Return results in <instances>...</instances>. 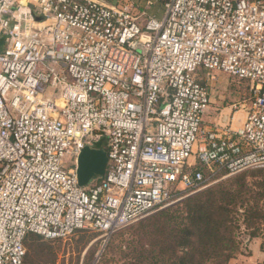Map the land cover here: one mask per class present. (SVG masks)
I'll return each mask as SVG.
<instances>
[{
  "label": "built area",
  "instance_id": "1",
  "mask_svg": "<svg viewBox=\"0 0 264 264\" xmlns=\"http://www.w3.org/2000/svg\"><path fill=\"white\" fill-rule=\"evenodd\" d=\"M214 71L248 82L236 130L204 123ZM85 145L107 161L80 186ZM263 167L264 0H0V264Z\"/></svg>",
  "mask_w": 264,
  "mask_h": 264
},
{
  "label": "rangeland",
  "instance_id": "2",
  "mask_svg": "<svg viewBox=\"0 0 264 264\" xmlns=\"http://www.w3.org/2000/svg\"><path fill=\"white\" fill-rule=\"evenodd\" d=\"M110 2L112 0H102ZM161 16L159 6H153L150 12H157ZM216 80L209 90L211 97V105L232 106L233 109L241 108V113L246 112L251 100L248 82L238 80L220 71H214ZM62 166H74V158L64 155L61 160ZM247 185L248 192L241 198V181ZM222 183L227 189H230L236 199L230 203L229 208L232 209L231 225L235 237L241 235V254H247L248 238L255 233L264 241V167L263 168H246L238 173L227 175L224 171H215V175L208 185L195 191H183L181 198L184 199L190 195H194L210 186H217ZM179 200L166 205L175 204ZM162 207V208H165ZM137 219L136 221L117 229L108 236L103 233L88 228L79 229L66 238L49 240L38 238L36 241L27 240L26 257L24 264H162L161 262H153L150 260L144 249L150 247V237L143 234L150 226L149 220L154 221L157 218L149 219L158 210ZM175 208V206L173 207ZM251 210L249 218L252 224L245 223L244 216L248 210ZM148 219V220H147ZM234 247V257L240 250L238 240ZM141 258H140V257ZM232 257L226 264H234ZM241 264H245V260L241 257ZM258 264H264V260Z\"/></svg>",
  "mask_w": 264,
  "mask_h": 264
},
{
  "label": "trees",
  "instance_id": "3",
  "mask_svg": "<svg viewBox=\"0 0 264 264\" xmlns=\"http://www.w3.org/2000/svg\"><path fill=\"white\" fill-rule=\"evenodd\" d=\"M240 192L241 198L248 192L243 180ZM235 197L219 183L158 210L149 217L157 220L143 225L150 226L143 234L151 236L150 247L144 253L153 262L162 264H226L234 257L237 246L229 208ZM250 216L249 209L244 216L245 223H254L249 221ZM38 238L41 236L29 233L25 243ZM261 248L264 250V241Z\"/></svg>",
  "mask_w": 264,
  "mask_h": 264
},
{
  "label": "crops",
  "instance_id": "4",
  "mask_svg": "<svg viewBox=\"0 0 264 264\" xmlns=\"http://www.w3.org/2000/svg\"><path fill=\"white\" fill-rule=\"evenodd\" d=\"M138 2L140 5L143 4V0H134ZM156 6V5H153ZM148 10L150 14L157 15L158 13V8L157 12L152 13L150 10L152 7ZM159 6V5H157ZM199 79L204 82L203 79V71H200L198 73ZM214 80L211 81H206L207 84H209V90L211 89V86L214 85ZM210 98V104L207 108V110L204 113V123L206 124H219V125H228L232 129L236 130L238 129L245 117H246V112L241 113V108L233 109V107L230 106H222V105H211V97ZM236 240H238V245H240V250L236 253V257L233 258V263L234 264H241V257L245 260V264H258V262H262L264 260V250L261 248L262 244V239L256 236H252L248 238L247 242H245V246H247L248 251H246L247 254H241V235L235 237Z\"/></svg>",
  "mask_w": 264,
  "mask_h": 264
},
{
  "label": "water",
  "instance_id": "5",
  "mask_svg": "<svg viewBox=\"0 0 264 264\" xmlns=\"http://www.w3.org/2000/svg\"><path fill=\"white\" fill-rule=\"evenodd\" d=\"M106 161L107 155L103 148L85 145L77 158L78 184L80 186L86 185L92 178L103 175Z\"/></svg>",
  "mask_w": 264,
  "mask_h": 264
},
{
  "label": "bare ground",
  "instance_id": "6",
  "mask_svg": "<svg viewBox=\"0 0 264 264\" xmlns=\"http://www.w3.org/2000/svg\"><path fill=\"white\" fill-rule=\"evenodd\" d=\"M23 1H26V0H23Z\"/></svg>",
  "mask_w": 264,
  "mask_h": 264
}]
</instances>
